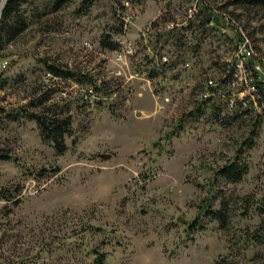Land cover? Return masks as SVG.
<instances>
[{"label":"rangeland","instance_id":"obj_1","mask_svg":"<svg viewBox=\"0 0 264 264\" xmlns=\"http://www.w3.org/2000/svg\"><path fill=\"white\" fill-rule=\"evenodd\" d=\"M203 1L217 7L230 0ZM50 2L26 0L28 27L0 50V186L16 190L11 201L0 200V264H94L92 248L105 264H262L264 118L253 129L254 121L223 123L226 110L219 120L209 109L193 113L205 90L200 82L220 76L232 42L202 29L179 50L161 48L156 34L194 0H69L49 12ZM121 5L136 14L126 35L115 33ZM221 9L248 31L257 28L264 52V10ZM106 34L119 44L134 41L126 63L101 46ZM151 53H179L189 66L180 60L149 77ZM47 64L86 79L56 77ZM88 87L95 95L85 99ZM12 108L68 117L64 152L44 142L26 115L3 117L1 109ZM248 135L249 147L242 145ZM236 154L248 166L243 178L213 179ZM212 193L227 223L205 218L204 229L188 232Z\"/></svg>","mask_w":264,"mask_h":264},{"label":"trees","instance_id":"obj_2","mask_svg":"<svg viewBox=\"0 0 264 264\" xmlns=\"http://www.w3.org/2000/svg\"><path fill=\"white\" fill-rule=\"evenodd\" d=\"M69 0H51L48 4V11L58 10ZM198 11L191 17H189L185 23L180 26H174L173 28H167L162 32L156 34V42H161V48L165 45H170L176 48L177 50L185 44L188 36L195 35L196 32L202 31V29H210L217 37L224 38L231 41L230 52L233 51L236 41L243 39L241 31L245 36L250 40L252 46L253 55L255 59L264 61V52L261 51L256 44V37H254V30L257 28H252L248 31L246 24L244 26L238 21L235 20L231 15L222 11V7L227 4L234 5L235 7H240L243 9L254 8L259 10H264V0H230L222 6L209 5L203 0H194ZM26 0H5L1 12H0V50L5 44L12 41L20 33H22L29 24V18L26 13H24L23 4ZM221 9V10H220ZM32 14L30 18L36 19L38 17L37 11L34 13L31 9ZM126 6L121 5L117 8V18L119 25L116 28L115 33L123 34L125 28L124 15L126 14ZM187 16V15H185ZM184 16V17H185ZM228 20V24H225V21ZM174 21V20H171ZM170 22V21H168ZM155 25V23H154ZM194 26V30L192 29ZM225 27V31H221L220 28ZM241 30V31H240ZM261 33L264 34V23L261 24L258 28ZM199 38V37H197ZM259 39V38H258ZM261 40L264 41V36L261 37ZM101 46L109 50H117L119 48V42L115 39H111L110 35H107L101 40ZM264 50V49H263ZM230 54V53H229ZM167 55V61H162V56ZM146 69L148 70V76L154 77L159 74H164L173 64H176L180 60L182 63H185L186 60L181 59L179 53L175 58H172L169 54L159 53L155 55H147L146 57ZM47 71L52 75L60 78L73 79L77 82H83L85 76L76 75L75 72L60 68L54 64H47ZM145 69V70H146ZM234 65H229L224 61L223 66L221 67L220 76L215 80L217 87L210 88V92L214 91L213 96L205 99H199L196 108L194 109V115L198 116L203 113L205 109H209V114L213 119H221V111L226 110L230 115L222 117L221 121L223 123L230 124L233 121L243 120L246 122L254 121L251 124L253 129L257 124L264 118V113H255L246 107H235L232 111L229 109V104L227 97L230 95L229 91L230 86L234 81ZM90 80V79H89ZM203 82H200L201 90L203 89ZM202 85V86H201ZM206 89H208V82H205V90H202L201 96H206ZM159 89H156L158 91ZM93 87H88L85 89L84 95L85 99L93 97L95 95ZM217 92V93H215ZM217 94V95H216ZM259 94L263 98L264 94L261 89H259ZM44 100L38 99L36 105H42ZM3 117L7 118L10 121L17 120L20 116L26 115L28 119L33 120L38 127L39 134L41 139L44 142H50L52 146L58 153H63L65 150L64 138L68 134L70 129V122L68 117H58L57 115L51 114L48 110H43L40 113H27L25 108H12V109H1ZM25 113H24V112ZM224 119V120H223ZM252 146L254 144V137L251 135L246 136L242 141V145ZM4 158H11V155H4ZM240 157L236 154L232 159L225 161L222 165L215 169L213 174V179H223L226 182L234 183L240 181L247 172V164L239 159ZM213 187H211L212 189ZM16 190L9 188L7 186H0V200L11 201L14 199ZM214 197L215 194L207 196L203 201V204L200 205L199 212L196 217L190 221L187 225V231L192 232V230H202L205 228L204 220L205 218L218 222L220 226H224L227 223V214L225 213V208L221 205L219 208L214 207ZM264 203V202H263ZM260 242L264 244V236L260 239ZM91 255L93 257L94 264H105V254L101 253L99 250L92 248ZM264 264V261L262 262Z\"/></svg>","mask_w":264,"mask_h":264},{"label":"built area","instance_id":"obj_3","mask_svg":"<svg viewBox=\"0 0 264 264\" xmlns=\"http://www.w3.org/2000/svg\"><path fill=\"white\" fill-rule=\"evenodd\" d=\"M198 11L195 3L191 4L188 8L187 16L177 21H170L167 23V28H173L174 26H180L185 23L186 20L193 16ZM135 13H130L124 15L125 28L123 34L127 33V22L134 19ZM228 24V20L226 21ZM225 30V27H222ZM241 31V30H240ZM243 39L237 40L233 51L230 52L229 57L226 59V63L229 65H234V81L230 86V95L227 97L229 104V109L232 111L235 107H246V109L251 110L255 113H264V96L261 98L259 94V89H261L264 94V61L255 59L250 40L245 36L243 31H241ZM135 53V43L131 40H125V42H120L119 49L116 50V61H124L132 57ZM162 61H167V55L162 56ZM189 66V63L185 61L182 64L183 68ZM142 73L136 71L135 75H141ZM215 78L209 77L205 81H208V89H206V96H199V99H205L213 96L214 91L210 92V88L217 87L215 83ZM217 93V92H215ZM217 95V94H216ZM162 100V96L158 94L157 96ZM168 101V96L163 98Z\"/></svg>","mask_w":264,"mask_h":264},{"label":"bare ground","instance_id":"obj_4","mask_svg":"<svg viewBox=\"0 0 264 264\" xmlns=\"http://www.w3.org/2000/svg\"><path fill=\"white\" fill-rule=\"evenodd\" d=\"M4 2H5V0H4ZM4 2H3V3H4ZM205 82H208V81H205Z\"/></svg>","mask_w":264,"mask_h":264}]
</instances>
